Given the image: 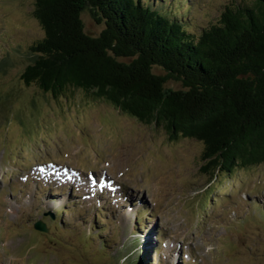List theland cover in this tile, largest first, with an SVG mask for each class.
<instances>
[{"label": "rangeland", "instance_id": "374dc122", "mask_svg": "<svg viewBox=\"0 0 264 264\" xmlns=\"http://www.w3.org/2000/svg\"><path fill=\"white\" fill-rule=\"evenodd\" d=\"M193 1L197 31L198 25L215 21L231 0ZM32 10L33 0H0V39L9 27L11 34L15 32L0 40V59L8 56L5 65L0 64V264H128L132 259L128 240L133 222L121 217L126 213L110 211L108 204L116 206L115 200L104 204L100 195L86 189L78 196L77 184V193H71L76 195L73 203L68 190L50 201L47 188H38L33 181L22 185L19 176L28 173L35 160L46 158L98 172L103 168L98 161L109 160L110 172L122 182L134 209L147 207V224L164 225V235L175 242L155 255L154 264L181 263L174 258L181 246L185 252L193 249L196 259L195 263L184 259L182 264H264V216L253 202L264 204V164L219 173L210 181L200 169V141H171L164 130L105 101L91 100L81 90L56 99L42 95L34 83L25 84L21 73L31 60V46L43 37ZM180 14L181 20L188 19L187 10ZM81 16L85 31L97 35L103 25L96 24L88 11ZM167 85L180 87L175 81ZM21 124L35 134V141L25 139L27 130ZM85 151L106 154L86 158ZM208 192L209 200H202ZM61 206L71 210L45 219L53 216L50 208ZM99 208L103 216L89 232L87 226L93 225ZM38 219L49 220L47 232L33 229ZM100 229L110 244L102 249Z\"/></svg>", "mask_w": 264, "mask_h": 264}, {"label": "trees", "instance_id": "16d2710c", "mask_svg": "<svg viewBox=\"0 0 264 264\" xmlns=\"http://www.w3.org/2000/svg\"><path fill=\"white\" fill-rule=\"evenodd\" d=\"M153 1L33 0L43 37L23 82L56 99L81 90L171 141H200L210 180L264 164V0H231L197 31L179 17L189 5ZM84 11L103 25L97 35L85 31Z\"/></svg>", "mask_w": 264, "mask_h": 264}]
</instances>
